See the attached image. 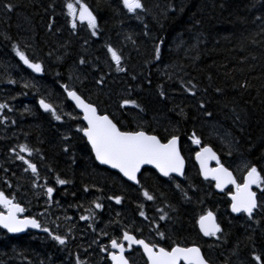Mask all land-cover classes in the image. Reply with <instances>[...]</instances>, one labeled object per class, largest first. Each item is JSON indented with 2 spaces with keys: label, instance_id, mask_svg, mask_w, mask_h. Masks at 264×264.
Listing matches in <instances>:
<instances>
[{
  "label": "trees",
  "instance_id": "trees-1",
  "mask_svg": "<svg viewBox=\"0 0 264 264\" xmlns=\"http://www.w3.org/2000/svg\"><path fill=\"white\" fill-rule=\"evenodd\" d=\"M66 2L0 0V104L6 105L0 109V157L8 163L1 179L14 178L28 214L66 237L61 245L46 232L0 229V264H104L101 246L124 231L165 248L197 245L210 264H256L253 252L264 264V187H256L259 207L251 217L231 215L230 189L217 193L193 160L199 147L209 145L239 182L241 168L253 165L264 176V0H142L143 9L133 13L122 0H82L96 18L95 36L87 21L76 19L73 28ZM14 45L41 63L42 75L23 66ZM108 46L121 56L123 71ZM64 86L122 131L143 130L161 141L178 136L183 178L144 168L133 185L97 164ZM41 98L60 120L38 107ZM123 99L136 105L121 107ZM10 142L31 149L37 166L28 199ZM57 177L68 183L57 184ZM46 187L54 188L51 198ZM208 211L221 231L203 237L196 223ZM127 257L146 264L137 249Z\"/></svg>",
  "mask_w": 264,
  "mask_h": 264
},
{
  "label": "snow or ice",
  "instance_id": "snow-or-ice-1",
  "mask_svg": "<svg viewBox=\"0 0 264 264\" xmlns=\"http://www.w3.org/2000/svg\"><path fill=\"white\" fill-rule=\"evenodd\" d=\"M124 7L128 12L133 13L137 10L143 9L142 0H122ZM78 5V8H77ZM6 8L11 9L12 4H6ZM65 7L69 16L73 17L72 26L76 27L75 20L77 18V11L79 13L78 19L83 22L87 21V26L91 29L92 35H96L97 22L93 13L88 9L82 0H76L74 4L71 0L66 2ZM14 50L19 59L31 68L34 72H42V65L40 62H32L26 54L14 45ZM108 53L111 55L112 61L117 65L118 71H123L119 67L121 63V56L111 46H108ZM155 53L157 57L160 53V45H155ZM83 63V61H81ZM14 83V81H13ZM67 96L75 102L77 108L83 111V120L87 122L86 127H79L78 130L87 137L88 143L91 145V150L95 154V159L101 164L110 165L114 169H118L129 180L137 181V172L143 164L154 165L164 176H169L170 173L183 174L184 159L180 154L177 146L178 137L172 135L162 142L157 136L149 135L143 130L139 131H122L107 114H98L96 106L86 102L81 95H78L75 90H69L64 86ZM163 95V92H161ZM40 106L46 111H51L56 120H60L61 116L57 114L55 108L50 103L45 102L44 99L39 101ZM126 105H136L134 100L123 99L121 107ZM6 105L0 104V109H4ZM138 107V105H137ZM194 144L199 145L200 139L195 136L191 137ZM22 152H31L26 145H20ZM17 159L24 161L28 169H31L34 175H37V166L24 156L17 154ZM196 159L200 161L201 173L205 176H211L216 181L217 188H223L225 184H233L236 188L235 193H231V210L234 213L244 212L249 217L252 216L254 210L259 207L256 193L253 192L252 186L264 187V176L261 175L256 166L247 168L246 174L243 177V183H237L233 178L232 173L225 168L217 160V167L207 169L205 161L207 159H216V154L208 146H204L200 151L196 152ZM138 182V181H137ZM35 184V181L33 182ZM56 183L63 185L68 183L64 179L56 178ZM87 190V189H85ZM54 192L53 187H46V195L51 198ZM143 195L148 200H153V196L148 191H143ZM116 203H120L121 197H112ZM0 206L6 211H0V227L7 230L8 233H19L24 229L42 228L43 231L49 233L52 238L63 245L66 242V237L53 234L48 227L42 226L41 222L34 216L18 215L23 213L25 209L15 202V198H9L3 191H0ZM96 208H101V204L95 203ZM140 216H144V212H140ZM81 220L88 219V217L81 216ZM160 219H165V216H160ZM200 231L204 236H216L221 231L219 224L215 222V217L211 211L201 215L198 220ZM139 231V229H137ZM106 235V233H105ZM161 237L163 233L158 232ZM127 242L128 248L132 245H139L146 256V264H208V261L201 254L198 246L192 245L182 247L179 244L173 245L170 250L161 247L157 244L146 242L144 239L137 238L128 231H124L122 237L118 239H111V248L117 251H108L112 264H130L129 259L125 256V245ZM102 250H107L101 246ZM256 264H262V257L255 252L252 253ZM77 264H83L79 259Z\"/></svg>",
  "mask_w": 264,
  "mask_h": 264
},
{
  "label": "water",
  "instance_id": "water-1",
  "mask_svg": "<svg viewBox=\"0 0 264 264\" xmlns=\"http://www.w3.org/2000/svg\"><path fill=\"white\" fill-rule=\"evenodd\" d=\"M23 66L29 71V72H31L32 74H34V75H42V72H39V73H37V72H34L31 68H29L27 65H25L24 63H23ZM69 90H73V89H69ZM64 93H65V96H66V100L74 107V109L80 114V118H81V121H82V123H83V127H86L87 126V122L86 121H84L83 120V111H82V109H79V108H77L76 107V105H75V102L74 101H72L68 96H67V92L64 90ZM78 94V93H77ZM78 95H80V94H78ZM82 97V96H81ZM83 98V97H82ZM84 99V98H83ZM41 100V99H40ZM39 100V101H40ZM45 100V102H47V103H49L48 102V100L47 99H44ZM85 100V99H84ZM39 101H38V106H39V108L42 110V111H46L45 109H43L41 106H40V104H39ZM86 101V100H85ZM86 102H88V101H86ZM88 103H90V102H88ZM92 104V103H91ZM98 114H101V113H99L98 112ZM101 115H104V114H101ZM109 116V115H108ZM109 118L111 119V117L109 116ZM114 122V121H113ZM115 123V122H114ZM137 131H139V130H137ZM147 133V132H146ZM81 134H82V136L85 138V140H86V142H87V144H88V146L90 147V150H91V145L88 143V141H87V137H85L84 135H83V133L81 132ZM149 134V133H148ZM149 135H154V134H149ZM156 136V135H155ZM178 137V136H177ZM162 142H166V141H162ZM177 146H178V149H179V151H180V147H179V137H178V141H177ZM205 146V145H204ZM204 146H201L196 152H198V151H200L201 150V148H203ZM206 146H208L209 148H211L212 149V151L216 154V159H207L206 161H205V167L207 168V169H213V168H216L217 167V163H216V161H217V157H218V155H217V153L215 152V150L211 147V146H209V145H206ZM196 152H195V154H194V157H193V160H194V163H195V165H196V167H197V169H198V171H199V174H200V177L202 178V179H204V180H212L213 182H214V187H215V191L217 192V193H222L224 190H226L227 188H229V187H231V189H232V191H231V193H235V191H236V188H235V186L233 185V184H225L224 186H223V188H217L216 187V181L211 177V176H208V177H205L202 173H201V164H200V161H198L197 159H196ZM91 153H92V155H93V157H94V160L96 161V163L97 164H99V165H101V166H103V167H105V168H107V169H109V170H111V171H114V172H116V173H118L123 179H125L126 181H128L129 183H131V184H133V185H137L138 184V182H139V180H138V177H139V175H140V173L142 172V170L144 169V168H151L152 170H154L159 176H161V177H164V178H167V177H169V176H173V177H175V178H182L183 176H184V174H185V169H186V162H185V159H184V167H183V174L181 175V174H179V173H170L169 174V176H164L154 165H152V164H143V165H141V167H140V170L137 172V181H132V180H129L127 177H125L118 169H114V168H112L110 165H107V164H101L99 161H97L96 159H95V154L92 152V150H91ZM180 154H181V152H180ZM181 156H182V154H181ZM183 157V156H182ZM220 163V162H219ZM220 164H222V163H220ZM225 168H227L224 164H222ZM231 173H232V175H233V178L236 180V177H235V175H234V173L229 169V168H227ZM247 171V170H246ZM246 171L244 172V175H243V177L245 176V174H246ZM236 182H237V180H236ZM238 183V182H237ZM243 183V178H242V182L240 183V184H242ZM254 187H255V185H253L252 186V191L253 192H255V190H254ZM231 193H229V195H228V199H229V212H230V214L231 215H235V216H237V215H240V214H245V215H248L247 213H244V212H239V213H234V212H232V210H231V203H232V199H231ZM256 193V192H255ZM257 195V194H256ZM256 199H257V196H256ZM258 202V201H257ZM258 208V207H257ZM256 208V209H257ZM255 209V210H256ZM254 210V211H255ZM212 212V211H211ZM213 213V216L215 217V222L217 223V220H216V216H215V214H214V212H212ZM254 213V212H253ZM205 214V213H204ZM204 214H202V215H204ZM198 220H199V218H198ZM198 220H197V228H198V230L200 231V226H199V223H198ZM218 224V223H217ZM1 229H3V230H5L6 232H7V230L6 229H4V228H2V227H0ZM28 230H33V231H36V232H44L43 231V228H31V227H28V228H26V229H24L22 232H19V233H8V234H23V233H25L26 231H28ZM200 233H201V235L202 236H204L203 235V233L200 231ZM204 237H207V236H204ZM147 242V241H146ZM124 245H125V249H126V251H125V256H126V254H127V251H128V245H127V242L126 241H124ZM180 246H182V247H188V246H192V245H186V246H183V245H180ZM197 246V245H196ZM131 248H137V249H139V251H140V253L142 254V256H143V258L145 259V261H146V256L143 254V250H142V248H141V246H139V245H132V247ZM171 248V247H170ZM170 248H168L169 250H170ZM112 249V248H111ZM201 250V249H200ZM112 251H117V250H115V249H112ZM201 254H202V252H201ZM127 257V256H126ZM109 260H110V262H111V264H112V261H111V259H110V257H109ZM130 262V261H129ZM130 264H132L131 262H130ZM181 264H183V262H181ZM208 264H210L209 262H208Z\"/></svg>",
  "mask_w": 264,
  "mask_h": 264
},
{
  "label": "flooded vegetation",
  "instance_id": "flooded-vegetation-1",
  "mask_svg": "<svg viewBox=\"0 0 264 264\" xmlns=\"http://www.w3.org/2000/svg\"><path fill=\"white\" fill-rule=\"evenodd\" d=\"M4 124H5V122L1 123V125H4ZM3 130H4V127L2 129H0L1 132ZM11 139H13V137H11ZM20 145L21 144H17V145L14 146V145L11 144V142L8 143V147L11 146L12 151H15V149H16V152H15L16 165H17V168L19 169V171L21 173V176L24 177V191H25L24 198L25 199L26 198L28 199V197H29V194L28 193H29V190H30V173L32 171H31V169H28L27 164H25L24 161L17 159V154L22 155V153H23L25 160H28L29 162H31V160H30V154L31 153L30 152H22L20 150V147H19ZM10 164H11V166H14L15 165V162H10ZM7 165H8V163L7 162H4L3 160H1V157H0V170L3 167L5 168ZM245 171H246V169L244 170V172ZM244 172L242 174V177H241V181L240 182L236 178V180H237L238 183H241L242 182V178H243ZM227 189H230V192L229 193H231V191H232L231 187H229ZM0 191H3L9 198L14 197L15 198V202L16 203H19L25 209V211L23 213H19L18 215H20L21 217H23L25 215L31 216L30 214H28V209L26 208V201L25 200L22 201V199H21V196H22V187H20V191L17 190V186H16V182H15L14 178L9 177L7 180L6 179H1V175H0ZM255 192L257 194L256 196H257V201H258V205H259V198H258V193L256 191V187H255ZM229 193H228V195H229ZM0 211H6V210L2 206H0ZM27 232H30V230L26 231L25 233H27ZM25 233H23V234H25ZM199 233H200V231H199ZM140 239H143V238H140ZM145 241H147V240H145ZM105 249H107V250L100 249V251L103 252L102 254L105 256L106 261H107L104 264H111V262L109 260V256H108V251H112L110 244H108V246L105 247ZM130 249H132V248H130ZM130 249H128L127 254L129 253V250Z\"/></svg>",
  "mask_w": 264,
  "mask_h": 264
},
{
  "label": "rangeland",
  "instance_id": "rangeland-1",
  "mask_svg": "<svg viewBox=\"0 0 264 264\" xmlns=\"http://www.w3.org/2000/svg\"><path fill=\"white\" fill-rule=\"evenodd\" d=\"M74 3V2H73ZM75 4V3H74ZM77 8H78V5H77ZM78 15H79V13H78V11H77V18L76 19H78ZM239 169V168H238ZM240 170V169H239ZM241 170L244 172V170H245V168H241ZM243 172H242V174H243ZM131 250V249H130Z\"/></svg>",
  "mask_w": 264,
  "mask_h": 264
}]
</instances>
